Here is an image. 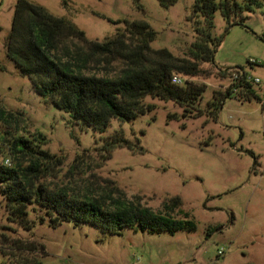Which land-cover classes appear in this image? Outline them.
I'll return each instance as SVG.
<instances>
[{"label": "rangeland", "instance_id": "obj_1", "mask_svg": "<svg viewBox=\"0 0 264 264\" xmlns=\"http://www.w3.org/2000/svg\"><path fill=\"white\" fill-rule=\"evenodd\" d=\"M17 1L0 0V105L22 113L20 133H44L48 142L44 148L63 160L57 176L47 182L83 184L89 178L101 186L118 187L129 199L158 212L165 200L179 195L197 230L152 233L125 228L119 235L73 222L54 228L48 220L39 221L43 212H31L36 223L27 230L9 220L0 190V240L6 232L44 244L47 255L38 250L43 264H264V0L225 35L215 66H205L212 68V75L192 78L208 85L201 100L205 107L213 91L228 86L233 73L243 68L261 79L255 89L262 102L233 94L214 122L205 115L183 118V108L176 102L146 97L145 102L155 106L152 111L132 122L113 120L103 134L123 132L135 145L115 148L108 160L96 150L101 135L76 126L72 136L68 113L36 93L29 78L7 57L5 41ZM30 1L70 18L90 39L114 36L124 24L112 21L124 19L148 21L157 31L152 46L167 47L176 55L184 56L197 38L194 0H178L169 8L159 0H141V8L132 0ZM214 21L217 33H224L227 22L220 11ZM220 70H227L229 76H222ZM169 114L179 118L169 119ZM78 155L80 167L70 174ZM0 264H4L1 252Z\"/></svg>", "mask_w": 264, "mask_h": 264}, {"label": "trees", "instance_id": "obj_2", "mask_svg": "<svg viewBox=\"0 0 264 264\" xmlns=\"http://www.w3.org/2000/svg\"><path fill=\"white\" fill-rule=\"evenodd\" d=\"M62 1L66 4L68 0ZM177 1L159 0L165 8ZM262 1L194 0L192 18L197 38L187 53L180 56L167 47L152 46L157 31L146 20H113L116 25L124 24L114 36L90 39L70 18L56 16L30 0H18L5 41L6 55L14 61L19 73L29 78L36 93L68 113L72 136L76 126L101 135L98 141L102 143L96 150L108 160L115 148L134 149L135 145L123 132L103 134L113 120L132 122L152 111L155 106L146 103V97L176 102L183 108V118L205 115L214 122L218 121L226 99L233 94L241 100L261 101L256 83L243 71L242 78L215 89L211 100L202 107L208 85L192 78L212 75V68L205 66H215V55L225 35L234 25L242 24L244 14L255 11ZM132 2L142 7L141 0ZM217 11L227 22L222 34L216 31ZM220 74L227 77L230 73L220 70ZM176 75L184 81L174 82ZM178 118L177 114H169V119ZM22 120V113L0 105V122L5 126L0 132V190L10 221L32 230L36 222L31 220V212H43L39 221L48 220L54 228L63 222H73L76 226L89 223L119 235L125 228L152 233L197 230L195 219L183 208L179 195L165 200L163 210L158 212L129 199L118 187L101 186L89 178L83 184L47 182L57 176L63 160L44 148L48 143L44 133H20ZM140 149L143 151L141 146ZM80 158L78 155L75 159L70 174L79 169ZM6 159L11 163L6 164ZM39 249L43 256L47 255L44 244L6 232L1 235L4 264H43L38 258Z\"/></svg>", "mask_w": 264, "mask_h": 264}, {"label": "built area", "instance_id": "obj_3", "mask_svg": "<svg viewBox=\"0 0 264 264\" xmlns=\"http://www.w3.org/2000/svg\"><path fill=\"white\" fill-rule=\"evenodd\" d=\"M251 63H257V61L253 60L251 61ZM244 72L241 71V70H238L236 72L233 73V75L231 76V81H236L238 78H242V76H244ZM249 79H252L256 84H260L261 83V79L260 78H253L251 75H249L248 77ZM173 81L176 82V83H182L184 81V78L180 75H176L174 76L173 78ZM10 160L9 159H6V164H10ZM224 254V250L221 249L219 250V255H223Z\"/></svg>", "mask_w": 264, "mask_h": 264}]
</instances>
